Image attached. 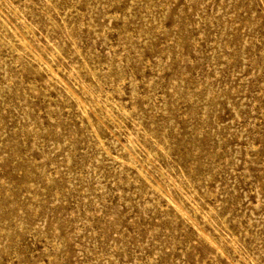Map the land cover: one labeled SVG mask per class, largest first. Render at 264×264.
<instances>
[{"label":"rangeland","instance_id":"rangeland-1","mask_svg":"<svg viewBox=\"0 0 264 264\" xmlns=\"http://www.w3.org/2000/svg\"><path fill=\"white\" fill-rule=\"evenodd\" d=\"M0 264H264V0H0Z\"/></svg>","mask_w":264,"mask_h":264},{"label":"bare ground","instance_id":"bare-ground-1","mask_svg":"<svg viewBox=\"0 0 264 264\" xmlns=\"http://www.w3.org/2000/svg\"><path fill=\"white\" fill-rule=\"evenodd\" d=\"M172 200V199H171Z\"/></svg>","mask_w":264,"mask_h":264}]
</instances>
